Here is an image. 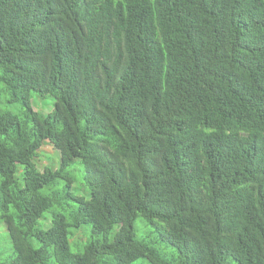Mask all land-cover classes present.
<instances>
[{"label": "trees", "instance_id": "trees-1", "mask_svg": "<svg viewBox=\"0 0 264 264\" xmlns=\"http://www.w3.org/2000/svg\"><path fill=\"white\" fill-rule=\"evenodd\" d=\"M141 260L264 264V0H0V264Z\"/></svg>", "mask_w": 264, "mask_h": 264}, {"label": "rangeland", "instance_id": "rangeland-1", "mask_svg": "<svg viewBox=\"0 0 264 264\" xmlns=\"http://www.w3.org/2000/svg\"><path fill=\"white\" fill-rule=\"evenodd\" d=\"M47 148V150H45L46 153H48V155H50L51 157H55L57 156L58 159V164H60V153L56 150L53 149V147L49 144H47L44 149ZM42 168H44V166H41ZM84 183V179H83V175L81 173H78L77 175V181L75 184L76 188H81ZM79 194L81 195H85V192L83 190H79ZM135 229H136V235L138 239H149V240H154L153 236H149L152 231H153V227H151L150 225H147L145 222H143L141 219L138 220L136 222L135 225ZM92 229L91 227L87 226L79 231L75 230L73 231V234L71 236L70 239V243H71V249L74 253H78L79 249L81 247H83L84 245H86L87 243H89L92 240ZM80 247V248H79ZM135 264H148V262H144V260H141Z\"/></svg>", "mask_w": 264, "mask_h": 264}]
</instances>
